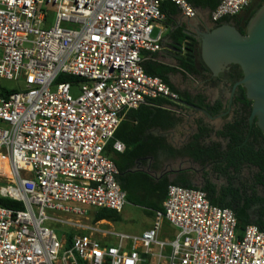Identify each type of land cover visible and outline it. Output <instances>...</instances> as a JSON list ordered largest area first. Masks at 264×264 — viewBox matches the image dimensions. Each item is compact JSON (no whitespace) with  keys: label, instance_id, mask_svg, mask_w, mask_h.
Listing matches in <instances>:
<instances>
[{"label":"built area","instance_id":"obj_1","mask_svg":"<svg viewBox=\"0 0 264 264\" xmlns=\"http://www.w3.org/2000/svg\"><path fill=\"white\" fill-rule=\"evenodd\" d=\"M167 1L197 14L188 0H0V79L25 83L0 97V185L9 187L0 199L23 206L0 205V264H264V230L240 232L235 213L201 189L170 184L139 235L88 222L128 204L106 153L124 112L181 102L143 66L144 53L162 49L152 33ZM256 1L219 0L212 21ZM165 226L172 237H161Z\"/></svg>","mask_w":264,"mask_h":264},{"label":"crops","instance_id":"obj_2","mask_svg":"<svg viewBox=\"0 0 264 264\" xmlns=\"http://www.w3.org/2000/svg\"><path fill=\"white\" fill-rule=\"evenodd\" d=\"M193 1L196 2V4L192 5L197 11L196 16L193 18L182 14L173 4L165 3L164 13L166 19L158 21L152 33V35L154 34L153 38H161L162 49L156 53H144V61L151 62L150 64L156 68H172V71H166V75L177 90L193 97L202 95L211 104L212 102L215 104L221 101L227 111L222 117L216 116V118L211 119L206 114L191 108L190 105L183 102L161 101L159 103V101H148L138 109L124 112L118 128L119 137L117 141L125 145V150L123 152L109 151L108 155L106 148V153L110 159L117 161L124 173L127 174L123 175V179L127 184V192L133 193L142 203L141 205H133L146 208L147 216H145L141 225L135 224L134 221L132 222L131 218H128L125 222L123 221L125 207L122 213H119L118 221H99L104 222L106 228L116 232L139 235L152 227L154 211L158 208H163L167 197L165 190L161 191L159 187L155 189L154 185L161 182L164 178L173 182L184 174L188 177L193 188L202 190L210 183L216 186L218 194L233 186L230 181L233 179L234 173H230L231 170H229L228 174H224L223 171L217 169L216 163L212 162L202 165L194 162L190 157L170 158L167 160V157L162 154L164 151L159 147L161 145H170L174 149L182 148L198 131L199 122L214 129V134L211 139L207 140V143L216 141L225 145V140L219 138L217 132L220 131L221 125L232 121L236 115L235 109L230 110L227 107L232 90L231 81L223 79L224 75L215 77L200 58L201 34L222 26L212 21V13L217 7L219 0ZM245 18L246 15L241 14L237 20L226 24L237 27L238 23L243 22ZM187 34L198 37L199 40L193 42L190 51L187 53L189 58L177 59L172 51L174 43L184 41ZM186 63L193 66L191 68L192 72L185 69ZM201 68L202 70H200ZM211 74L217 79L222 78V83L220 85L217 84L216 87L209 86L207 77ZM219 90H221V95L214 99L212 94H218ZM158 165L159 167L156 168ZM138 174L150 177L153 182L142 183L135 181L134 179L138 177L136 176ZM226 198L228 201L231 200L228 195ZM128 204L132 203L128 202ZM95 211L97 212L98 210ZM255 211L252 207L251 214L253 218L257 216L256 219H258L259 214ZM113 222H120L121 226L116 229ZM239 231L242 232L241 230ZM161 237H172V232L168 226L164 227ZM110 243H114V241Z\"/></svg>","mask_w":264,"mask_h":264},{"label":"trees","instance_id":"obj_3","mask_svg":"<svg viewBox=\"0 0 264 264\" xmlns=\"http://www.w3.org/2000/svg\"><path fill=\"white\" fill-rule=\"evenodd\" d=\"M188 1L193 5L196 4V2L193 0ZM256 2L257 4L255 7L251 6L246 10L247 12L245 11V20L243 22L238 23L237 27L244 35L247 34L248 25L251 20L255 17L257 12L264 6V0H258ZM165 3H171L177 8V6L172 2L167 1ZM165 3L163 4V10L166 8ZM238 17L239 16L227 17L220 20L219 22H216V24L223 25L226 23H231L237 20ZM150 63L151 62L149 61L143 62V66L146 73L151 76L160 77L165 83H167L171 87L173 91H176L180 94L181 102L190 106L197 105L199 107H202L208 112H210L213 116H218L219 114L225 111L224 104L221 101H218L215 104H211L208 103L206 97L202 95L193 97L187 93L180 92L170 83L169 79L167 78L166 71H172V68H156L153 67V65H151ZM185 66V69L187 71H193L191 69L193 68V66L188 65L187 63L185 64ZM231 73L232 88L236 82L242 80L243 72L240 66L234 65L232 67ZM79 81L80 80L78 78L64 75H62L58 79V82H69L71 84H76ZM15 91L17 90H3L0 94V97L6 96ZM236 100L237 103L243 106V110L234 120L228 122L222 130L217 132V136L219 138L228 141L227 148L224 147L223 143L221 142L212 141L210 143H207V140L212 138V135L214 134V129L202 122H199L198 131L182 148L174 149L170 145H161L159 147H161L162 151H164L162 154L167 157V160H169L170 158L190 157L192 160H194V162L202 165L217 162V169L223 171L224 174H228L231 168H234L235 171L240 172L242 167L241 164L249 163L251 166L259 169L257 175L258 182L264 188V133L255 124L253 131L248 139L250 129L249 118L252 113L253 102L252 100L247 98L246 90L243 86H239L236 92ZM161 101L165 102V100H160L159 103ZM118 137L119 129L116 132L114 140H112L107 146L108 155L110 153L109 151H116L114 150L113 146L114 143L117 141ZM113 161L118 167L120 173L118 176V181L123 190L127 192V184L123 179V175L127 174L124 173V170L117 163V161H115L114 159ZM158 167L159 165L156 166V168ZM136 176L138 177H136L134 180L137 182H153V179L146 175L138 174ZM170 184L183 185L184 187L193 188V186L188 180V177L184 174L179 179L173 182H170L169 179L164 178L161 182L155 183L154 186L155 189H158L159 187L161 191L165 190L167 196L168 186ZM202 190L206 192L208 199L213 205L231 209L235 213L239 223V230L243 231L248 225H257L261 230H264V197L262 198L259 194L256 193L249 196L246 192L241 193V191L235 189L234 186L229 187L227 190L222 191L221 194H218L216 192V186L210 183L205 188H202ZM227 195L231 198V200H227ZM127 200L128 202L135 205L142 204L141 201L138 200L133 193H129V191L127 192ZM254 204H260L261 206V209L258 212L255 211L259 214L258 219L253 218L251 214L252 205ZM0 205H3L8 208L23 209L21 203L7 199H0ZM157 210H162V208H158ZM101 220L118 221L119 213L107 209L98 210L94 215V221L97 222Z\"/></svg>","mask_w":264,"mask_h":264},{"label":"water","instance_id":"obj_4","mask_svg":"<svg viewBox=\"0 0 264 264\" xmlns=\"http://www.w3.org/2000/svg\"><path fill=\"white\" fill-rule=\"evenodd\" d=\"M201 36L200 58L215 77L223 76L231 65L240 66L243 72L242 80L232 87L228 107L232 110L236 92L239 86H243L247 98L253 102L248 139L255 124L264 133V6L249 23L246 35L236 26L225 24ZM196 40L199 38L187 34L184 41L174 43L172 51L175 57L189 58L187 53ZM190 107L211 119L216 118L202 107ZM225 114L221 113L217 117Z\"/></svg>","mask_w":264,"mask_h":264},{"label":"flooded vegetation","instance_id":"obj_5","mask_svg":"<svg viewBox=\"0 0 264 264\" xmlns=\"http://www.w3.org/2000/svg\"><path fill=\"white\" fill-rule=\"evenodd\" d=\"M233 66L234 65L229 66V69L224 74L225 78L223 77V79H229V81H231V76H232L231 71H232V67ZM200 70H202V68ZM220 83H222V78L217 79V78L213 77L212 74L207 77V84L209 86L216 87L217 84L220 85ZM219 95H221V90H219L218 94L213 93L212 97L215 99V98L219 97ZM236 101L237 100H236V96H235L232 109H235L236 115L233 118V120L243 110V106L241 104L237 103ZM228 104H229V101H228ZM226 111L227 110H225L223 113H225ZM226 124L224 123L223 125H221L222 127H221L220 130H222L223 127ZM224 142H225L224 147L227 148L228 141H224ZM241 166L242 167H241L240 172L235 171L234 168H231V172L230 173H234V177H233V179L230 182L233 184V186H235V189L240 190L241 193L246 192L249 196H251L254 193H256V194H259L263 198L264 197V188L262 187V185L259 184L258 178H257L259 169L256 168V167L251 166L249 163H245V164L242 163ZM252 207L257 212L261 209L260 204H254V205H252ZM256 217L257 216H255V219H256Z\"/></svg>","mask_w":264,"mask_h":264},{"label":"rangeland","instance_id":"obj_6","mask_svg":"<svg viewBox=\"0 0 264 264\" xmlns=\"http://www.w3.org/2000/svg\"><path fill=\"white\" fill-rule=\"evenodd\" d=\"M257 2L254 3L252 6H256ZM247 12V11H246ZM246 12H243L242 15H245ZM154 37V34L152 35ZM25 87V83L23 81H10L6 79H0V94L3 90H22ZM80 85H74L73 86V95L77 96L80 92ZM7 173V171H5ZM146 208H142L139 206H135L133 204H128L125 209V213L123 215V221H127L128 218L132 219V222L134 221L135 224L141 225L143 220L145 219L146 215ZM96 211H93L90 215V220L88 222H92L93 217L95 215ZM116 229H118L121 226L120 222H113ZM59 233L61 232H68L66 229H62L58 227Z\"/></svg>","mask_w":264,"mask_h":264},{"label":"bare ground","instance_id":"obj_7","mask_svg":"<svg viewBox=\"0 0 264 264\" xmlns=\"http://www.w3.org/2000/svg\"><path fill=\"white\" fill-rule=\"evenodd\" d=\"M8 190H9L8 186L0 185V192H2L3 194H6Z\"/></svg>","mask_w":264,"mask_h":264}]
</instances>
